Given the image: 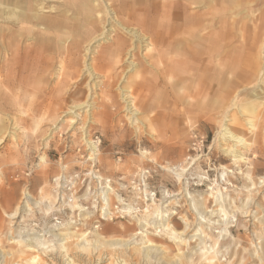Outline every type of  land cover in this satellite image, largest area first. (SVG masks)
<instances>
[{"label": "bare ground", "instance_id": "1", "mask_svg": "<svg viewBox=\"0 0 264 264\" xmlns=\"http://www.w3.org/2000/svg\"><path fill=\"white\" fill-rule=\"evenodd\" d=\"M254 2L263 7L251 10L249 5ZM48 3L51 4L47 6ZM42 6L49 11L48 15L38 14L37 8ZM24 41H33L35 44L31 49H25L22 46ZM79 54L85 61L84 81L91 83L96 80L92 84L85 83L88 86L84 96L81 88L77 89L76 86L81 69L77 63L71 62ZM53 60L57 76L56 82L53 81L55 85L48 88L49 97L45 92H40L36 98L35 95L21 96L19 93L22 91L38 90V87L45 85ZM108 64L112 68L126 64L125 71L131 78L140 72L149 74L154 70L150 78L144 80L145 84L142 83L145 87L154 86L159 76L163 75L169 83V92L177 94L174 95L177 104L194 100L200 104L204 101L197 98L202 90L198 88L201 86L198 77L203 72H212L207 78L206 88L212 89L215 84L216 89L226 92L229 86L237 88L232 96L230 94V97L211 101L216 108L211 116L218 129V144L225 157H229L236 165L237 171L218 166L216 180L205 190L194 192L189 189L193 183L191 181H208L205 171L200 172L199 163L203 156H206L204 160L209 159L210 162L207 154L201 151L195 157L187 156L177 164L152 163L164 171L163 176L173 185L172 191L160 190V200L154 199L146 186L145 190L143 188L144 194H138L137 187L131 183L135 171L120 177L103 174L97 169L100 145L93 141L89 124L100 126L104 122L102 114H96L94 110H98L97 91L112 83L106 82L108 78L97 81L101 77L97 72L98 66ZM212 74L217 76L216 81ZM129 78H122L116 89L124 104V120L135 133H140L149 119L138 117L142 112L136 108L131 96ZM61 88L65 92L63 97L68 99L65 98L67 102L62 104L58 102L64 100L52 96L55 92L60 93ZM190 91L196 94L191 96ZM23 100L28 104L36 103L34 111L28 107L30 113L28 110H19L31 120V135L40 134L42 125L46 123L49 127L43 132V141L50 137L52 139V132L56 128L57 131L63 128L66 133H70L62 143L57 160L58 172L48 181L51 189L44 180L38 189L37 199L24 194V205L6 215L9 219H16L21 212L32 213L31 208L41 214L37 231L31 233L17 229L15 236L12 232L7 233L10 243L18 248L19 257L29 254L24 263L78 264V256L89 260L87 257L90 253L103 250L108 253H105V257L101 255L102 258H97L94 264H141L126 259L125 252L131 249L142 259V264L245 263L244 254L236 263L232 256L225 259L227 254L222 256L220 254L223 251L217 250L221 240L230 238L228 234L236 218L234 213L245 215L240 219L251 215L243 212L246 203L235 206L233 214L225 208L229 209V190L230 186L234 188V176L240 173L245 175L239 164H249L245 157L253 145L249 139L263 131L260 124L264 123V0H0V106L6 105L8 101L17 104ZM105 102L110 106L113 104L112 98H107L104 93L102 103ZM234 105L235 110H232ZM13 121L12 133L0 126V145L7 131L10 138L16 137L17 131L21 136L27 133L23 127H19L17 120ZM48 144L46 141L44 146L47 148ZM75 151L80 154H73ZM83 151H87L86 161L92 163L89 166H82L77 160L85 157ZM69 155L73 161H68ZM39 161L46 164L43 154ZM75 167L82 170L87 168L83 179L87 180V184L84 190L80 186L76 188L77 196L74 194L71 202L63 205L67 206L66 211L61 208L63 199L55 196L54 186L61 185L62 173L72 171ZM251 168L246 172L248 185L245 186L248 191L245 192H251L264 184V176L254 179ZM192 169L194 171L190 172ZM141 181L144 182V178ZM70 182L75 183L77 180ZM123 192L125 197L121 195ZM180 201L184 210L180 209ZM208 202L212 204L209 207L206 206ZM215 203L220 206L217 208ZM58 212L66 220L55 218ZM178 214L181 223L189 218L193 228L188 231L176 230L172 219ZM51 218L56 222L51 224ZM126 218L138 226V230L128 239H105L88 232H99L103 224ZM244 223L239 221L238 225ZM72 227L87 229V233L76 234L69 231L68 228ZM262 228L252 233L255 239L251 243L250 257L256 258V264H264ZM150 233L157 237L166 236L171 243L180 245L183 251L177 247L178 252L172 258H167V248L150 240L147 236ZM71 248L79 254L77 257ZM13 256V253H5L0 248V264H7ZM39 256L49 259L45 261ZM82 264L93 263L84 261Z\"/></svg>", "mask_w": 264, "mask_h": 264}, {"label": "rangeland", "instance_id": "2", "mask_svg": "<svg viewBox=\"0 0 264 264\" xmlns=\"http://www.w3.org/2000/svg\"><path fill=\"white\" fill-rule=\"evenodd\" d=\"M54 2H52V4L56 5ZM49 4L51 3H48L47 6ZM260 6L262 5H256L254 2L253 4L249 5V8L251 10H255ZM37 10L38 14H49V11L45 9L44 6H42V8L38 7ZM33 43V41H24L22 42V46L23 48L26 47L25 49H31V46H34L35 44ZM81 55L82 54L75 56L71 62L77 63L81 69L79 81L76 83V86L77 89L81 88L80 90L83 92L84 96L86 95V89L88 86H86L85 83H87L88 80L84 81L86 76V73H84L83 69L85 61H82L84 58H81ZM54 62L55 60H53V65L49 72L50 75H48L45 85L38 87V90L27 89L30 92L22 91L19 94L25 97L28 95H35L36 98L40 95V92H45L48 98L50 90H48V88H50V85H55L53 82L54 80L56 82L55 76H57V74L55 69H57V67L55 66ZM88 63H90V61H88ZM125 67L126 64L121 65L119 68H112L111 64L98 66L97 72L100 74L101 79L99 78L97 81H104L105 78H108L109 80L106 82H112L107 88L103 89L104 87H102L100 89L101 93L97 91L99 94L97 96L98 110H94V112L96 114H102V118L104 119L103 124L100 126L89 124L91 127L90 133L92 137H98L101 140L98 169L103 174L111 177H120L119 175L128 176L134 171L136 173V171L140 168L152 166V163H163L165 165L177 164L182 162L187 156L195 157L202 151L203 154H207V156L210 157V162L209 159L204 160L206 159V156H203L199 160L201 170L200 172L205 171L208 181H205L201 187L189 188L195 192L205 190L208 185L212 184L213 181L216 180V169L218 166L233 170L235 169L236 165L229 157H225V154L221 152V147L218 144V136L216 133L218 129L211 116L212 113L216 111V108L214 105H212L211 101L215 98L218 99L221 97H230L229 95L231 94L232 96L234 91L238 90L237 88H232L229 86V91L227 92L222 91V89L219 88L216 89L215 86H217V84L213 85L214 87L212 89L206 88L208 82L207 78L212 72H203V75L198 77L199 83L201 84V86L198 88L202 90L200 94H198L197 98L200 100L204 99V101L200 104H198L195 100L191 103L185 102L186 104H177L174 100V95L176 96L177 94L169 92V83L166 82L163 75L159 76V81L154 86L146 84L149 87H145L142 85V83L145 84L144 80L147 78L149 79L151 72H154V70H151L149 74L140 72L136 77L132 76L131 78V75L126 73ZM161 70L162 69L160 68L159 71L162 72ZM127 75L130 77L128 87L130 89L131 96L134 98L136 108L142 112L140 116L138 115V117L141 119H149V123H145L143 125L140 133H135L129 123L124 120V104L120 99V95L118 93L119 91L116 89L119 85V81L121 82L122 78L128 77ZM213 76L214 80L216 81L217 76L212 74V77ZM137 79L138 82L136 81ZM93 82H96V80L94 79L91 83H88L92 84ZM244 85L245 84H242V86ZM64 93L65 92L63 91V88H61L60 93L55 92L52 96L54 99L61 98L64 100L65 98L67 99V97H63ZM104 93L107 98H112V106L108 105L106 102L102 103ZM189 93L191 96H193L195 92L190 91ZM210 97H212V99ZM11 99H13V96H11ZM80 99L82 98L80 97ZM67 100L60 101L58 103L62 104L63 102H67ZM26 102L27 101L23 100L21 103L19 102L16 104L12 101H8L6 102V105L0 106V126L8 129V131L12 133L14 132V130H12V121L17 120L16 123H18L19 127H23L25 132H27L24 136H21L17 131L16 137L12 136L10 138V136H8L9 132L7 131L3 136L2 144L0 145V248L5 253L10 252L14 255L10 260L7 261V264H13L18 260H20L18 264H26L24 263V260L29 256V254H27L26 256L19 257V254L17 253L18 248L14 244L10 243L11 240L8 239L7 233L12 232L13 236H15L17 235L18 230H25L26 232L28 230L31 233L35 232V230L37 231L39 228L38 222L41 214L29 206L32 213L25 214L21 212L16 216V219H9L6 215L11 214L16 207L24 205V202H26V199H23L24 194H29L32 196V198L37 199L38 189L40 186H42L44 180L49 186L48 181L50 180V177L58 172L57 160L60 155L63 140H67L68 135L70 134L66 133L63 128L58 131L56 130L58 128H56L52 132L54 133V137L52 139L50 137L43 141L42 139L44 137V131L49 127V125L46 123L47 125H42L43 127L41 130L43 131H41L40 134L31 135V120L26 115H22L21 112L24 110L27 111L30 107V110L34 111L36 109V103L32 102L28 104ZM30 110H28V113H30ZM232 110H235V105L232 107ZM8 116H11L10 118L13 120ZM17 117L19 118L17 119ZM66 119L67 118L65 117L64 120ZM261 127H263V131L257 133L252 139H249L253 145L246 153L245 157L248 159V163L251 166L246 163L239 164L241 166L242 173L245 175H241L240 173L234 176L236 178V181L233 184L235 189L230 186L231 191L229 190V199L231 201L229 200L228 202L229 209L225 208L226 210L230 211L229 213L233 214L236 207H240L242 203H246L245 205L247 207L244 208L245 211L243 212H249L251 215L248 218L240 219L241 217H245V215H237L234 213L236 218L231 233L228 234L230 238L225 237L223 240H221L217 250L223 251L220 254L222 256L225 255V253L227 254L225 259H228V257L232 256L234 258V262L236 261V263L242 254L246 255V260L243 264H256L258 262L256 258L252 257V259L250 257V253L251 243H254L253 241L255 239V236L252 233L260 231L263 229L262 227H264L262 211L264 210V184L251 192H245L248 191L246 189L248 181L245 177L246 172L251 167V171L255 177L254 179L264 176V123L260 124V129ZM46 141L49 142L47 148L44 146ZM42 154L46 158V164H42L39 161V158L42 156ZM73 154H75V152ZM72 159V156L69 155L68 161H71ZM73 171L81 172L82 170H79L77 167H75ZM191 171L194 170L192 169L190 172ZM236 171L237 168L234 170V172ZM163 175L164 173L159 172V174L154 177L153 182L157 185L169 184L170 180L166 179ZM49 188L51 189L50 186ZM227 188H229V186ZM244 196L246 197L244 198ZM224 203L225 201L223 204ZM215 204L217 205V208L220 206L217 203ZM180 205V209L184 210V205L182 202ZM210 205H212L211 202H208L206 206L209 207ZM197 206L200 207V204L197 203ZM179 217L180 215L178 214L172 219L173 227L176 230L188 231L187 229L193 228V224L190 223L191 221L189 218L184 219L183 221L185 222L181 223V221L178 219ZM120 221L121 220H113L112 222L103 224L99 232H88L92 233L90 235L98 234L105 239H108L109 237L128 239L131 234L138 230V226L136 224H132L130 219L122 220L121 222ZM239 221L245 223L239 226ZM143 222L145 221L143 220ZM68 229H70L69 231L75 232L76 234L87 233V231H85L87 229H82L79 227H72ZM147 236L154 243H158L159 245L167 248L169 252V254L166 256L167 258H172L178 252L177 247H179L180 251H183V248L180 245L171 243L166 236L157 237L154 233H150V235ZM71 249L73 253H76L74 248ZM243 249H246V251H243ZM105 253L108 252L103 250L100 252H92L87 257L89 260H84L81 256L77 257L76 255H79L77 253L74 255L77 257L78 264H82L84 261H91L94 264L97 263L95 262L97 258H102L103 256L105 257ZM125 257L127 260L131 261V263L138 262L142 264V259L132 249L125 252ZM39 258L45 261L46 259H49L47 257L42 258L41 256H39Z\"/></svg>", "mask_w": 264, "mask_h": 264}, {"label": "built area", "instance_id": "3", "mask_svg": "<svg viewBox=\"0 0 264 264\" xmlns=\"http://www.w3.org/2000/svg\"><path fill=\"white\" fill-rule=\"evenodd\" d=\"M93 141L94 142H98L97 145L99 146L101 144V140L100 138L98 137H93ZM87 151H83L82 154L85 155L84 158H79L78 161L79 163H81L82 166H89L90 164H92L91 162H88L86 161L88 159V156ZM75 154H80L78 153L77 151H75ZM93 166H95L96 168V165L95 163L93 164ZM78 168V167H77ZM79 170H82L80 168H78ZM87 168L83 169L82 171L84 172H75V171H69V172H66V173H62L63 174V181L61 182V185H55V196L59 199H63L62 203H61V208L63 209H67V206H63V205H66L67 203H70L71 201V198L74 194H78L76 188L77 187H83V190H84V186L87 184V180L84 181L83 179L85 178V175L86 174L85 172L87 171L86 170ZM98 169V168H97ZM159 172H162L164 173V171H162L160 168L156 167L155 165H152L151 167H148V168H144L142 169L141 171H138L137 173H135V175L133 176L132 178V185L135 184V186L137 187V192L138 194L142 195L144 194V191H143V188L145 190V186L147 188L148 191H151V193L153 194V198L156 199V200H160L161 199V192L160 190H164L166 189V191H172L173 190V185L172 183L170 182L169 184H155L153 182L154 180V177L157 176L159 174ZM78 175V176H77ZM137 175V176H136ZM139 175V176H138ZM144 178V182H139L140 179ZM74 180H77V182L75 183H71L70 181H74ZM118 181V180H117ZM198 181V180H196ZM196 181H191L193 183L190 184L189 188H192V187H201L204 182H201L198 183ZM207 182V181H206ZM146 184V185H145ZM201 184V185H200ZM192 191V190H191ZM123 197H125L126 195H124V192L123 194H121ZM92 196V195H91ZM123 200H125V198H123ZM181 203V201H180ZM101 205V203H100ZM67 211V210H66ZM55 218H59L58 220L59 221H62V220H66V218H64V216H62V214H60L59 212L56 213V217ZM126 219H129V218H126ZM68 220V219H67ZM76 220H79V217H76ZM51 224L56 222V220H53V218H51ZM78 224H79V221H77ZM99 225V224H97Z\"/></svg>", "mask_w": 264, "mask_h": 264}]
</instances>
